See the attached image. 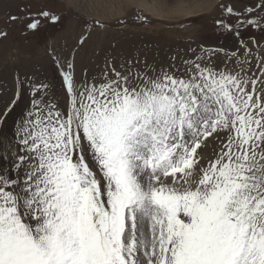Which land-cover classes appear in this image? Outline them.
<instances>
[{
  "label": "snow or ice",
  "instance_id": "6c2138e0",
  "mask_svg": "<svg viewBox=\"0 0 264 264\" xmlns=\"http://www.w3.org/2000/svg\"><path fill=\"white\" fill-rule=\"evenodd\" d=\"M217 7L222 42L191 55H108L78 77L53 51L54 77L15 75L0 264H264V0ZM39 18L61 19L25 6L9 22Z\"/></svg>",
  "mask_w": 264,
  "mask_h": 264
},
{
  "label": "rangeland",
  "instance_id": "374dc122",
  "mask_svg": "<svg viewBox=\"0 0 264 264\" xmlns=\"http://www.w3.org/2000/svg\"><path fill=\"white\" fill-rule=\"evenodd\" d=\"M179 1L0 0V29H10L7 38H0V107L12 97L17 73L22 76L35 73L41 78L55 76L51 61L53 51L74 56L79 77L83 67L95 71L108 55L116 58L139 56L146 57L149 62H166L172 54L191 55L187 50L196 48L199 43L220 44L223 37L218 36L212 23L220 14L217 7L220 0H210L208 6L199 5L204 6L201 14L193 15L192 12L190 18L177 13ZM140 2L151 5L155 12L141 10ZM201 2L198 0L197 4ZM25 6L26 11L36 13L43 8L61 19L52 24L39 18V31L24 33L18 24L9 22V15L18 14ZM162 7L165 9L163 17L158 18L154 13L163 11ZM86 20L93 25H86ZM96 20L105 27L95 26ZM82 35L85 43L80 45L78 41ZM206 151L210 152L211 147Z\"/></svg>",
  "mask_w": 264,
  "mask_h": 264
},
{
  "label": "crops",
  "instance_id": "0c3cea01",
  "mask_svg": "<svg viewBox=\"0 0 264 264\" xmlns=\"http://www.w3.org/2000/svg\"><path fill=\"white\" fill-rule=\"evenodd\" d=\"M138 1V0H137ZM196 3H195V2ZM197 1L198 0H191V2L190 1H188V0H180L179 1V4H178V9H177V13H181V14H184V15H186V17L187 18H190L191 16L188 14L189 12H193V10H194V12H193V15H197V14H201V12H202V9L204 8V6L203 7H199V5H204V4H206V6H208V5H210V0H202V2L201 3H198L197 4ZM129 2H131V0H129ZM125 3H127V1L125 2ZM183 3H186L184 6H182V4ZM139 8L141 9V10H144V11H147L148 13H151V12H155V11H153L152 9V6L151 5H149V4H144V3H142V2H140L139 3ZM120 10V9H119ZM118 10V11H119ZM162 10L163 11H156V13H154L158 18H161V17H163V14H164V8L162 7ZM117 12V11H116ZM116 14V13H115Z\"/></svg>",
  "mask_w": 264,
  "mask_h": 264
},
{
  "label": "bare ground",
  "instance_id": "6f19581e",
  "mask_svg": "<svg viewBox=\"0 0 264 264\" xmlns=\"http://www.w3.org/2000/svg\"><path fill=\"white\" fill-rule=\"evenodd\" d=\"M194 2H195V1H194ZM195 3H196V2H195ZM193 12H194V11H193ZM191 13H192V12H189L188 14H190V15H191Z\"/></svg>",
  "mask_w": 264,
  "mask_h": 264
}]
</instances>
